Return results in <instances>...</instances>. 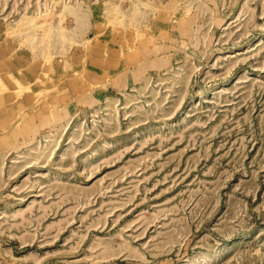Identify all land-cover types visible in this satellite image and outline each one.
Here are the masks:
<instances>
[{
    "label": "rangeland",
    "instance_id": "rangeland-1",
    "mask_svg": "<svg viewBox=\"0 0 264 264\" xmlns=\"http://www.w3.org/2000/svg\"><path fill=\"white\" fill-rule=\"evenodd\" d=\"M0 264H264V0H0Z\"/></svg>",
    "mask_w": 264,
    "mask_h": 264
},
{
    "label": "bare ground",
    "instance_id": "bare-ground-1",
    "mask_svg": "<svg viewBox=\"0 0 264 264\" xmlns=\"http://www.w3.org/2000/svg\"><path fill=\"white\" fill-rule=\"evenodd\" d=\"M117 10H118V9H117ZM118 12H119V11H118ZM127 17H128V16H127ZM50 29H51V28H50ZM60 31H61V30H60ZM43 34H44V33H43ZM123 41H124V40H123ZM46 62H47V61H46ZM44 64H45V63H44ZM12 78H13V77H12ZM21 85H22V84H21ZM21 88H22V90H24L23 87H21ZM24 88H25V87H24ZM18 90H19V89H18Z\"/></svg>",
    "mask_w": 264,
    "mask_h": 264
},
{
    "label": "crops",
    "instance_id": "crops-1",
    "mask_svg": "<svg viewBox=\"0 0 264 264\" xmlns=\"http://www.w3.org/2000/svg\"><path fill=\"white\" fill-rule=\"evenodd\" d=\"M9 112H10V111H9V110H7V113H9ZM8 116H9V114H8ZM3 117H5V116H4V114H3Z\"/></svg>",
    "mask_w": 264,
    "mask_h": 264
}]
</instances>
